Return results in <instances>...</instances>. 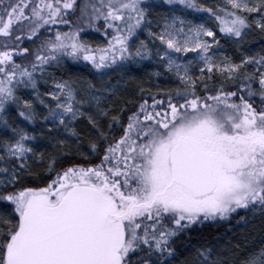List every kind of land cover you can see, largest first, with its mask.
I'll return each instance as SVG.
<instances>
[{"label":"snow or ice","instance_id":"1","mask_svg":"<svg viewBox=\"0 0 264 264\" xmlns=\"http://www.w3.org/2000/svg\"><path fill=\"white\" fill-rule=\"evenodd\" d=\"M240 210L264 216V0H0V264H172L177 241L229 264L192 233Z\"/></svg>","mask_w":264,"mask_h":264},{"label":"trees","instance_id":"2","mask_svg":"<svg viewBox=\"0 0 264 264\" xmlns=\"http://www.w3.org/2000/svg\"><path fill=\"white\" fill-rule=\"evenodd\" d=\"M161 1L162 0H158ZM83 0H78V3H82ZM67 30V29H64ZM102 35L100 33H95L90 30V35ZM256 47L253 49L254 51L260 50L259 41L255 43ZM79 75L85 74L89 76V69L81 68L77 70ZM143 72V71H142ZM142 72L133 73V75L137 78V80H142L144 82V87H151L145 83V79L142 77ZM59 76V73H56ZM126 80L128 83L125 85L127 91L131 93H135L137 91L136 83L132 81L130 77H127ZM126 98L131 99L134 98L132 95L127 96ZM16 115V114H15ZM15 115H13L15 117ZM71 150H75V145L71 146ZM52 149H49L51 152ZM65 152H68L69 149H64ZM43 171L41 168H33V175ZM239 212V215L233 216L229 219V221L224 222L219 225H206L204 226L199 233H192V243L198 244L203 243V239L201 237H206L210 239H215V248L218 252H224L227 255L229 264H240L245 256L253 251L258 250L260 247L264 246V216H255L251 212L242 213ZM240 217H244L242 222L243 224H239ZM218 238V239H217ZM187 243L181 244L180 241H177L175 247L177 248L176 259L172 262V264H185L186 260L192 259L191 251H185V247Z\"/></svg>","mask_w":264,"mask_h":264},{"label":"rangeland","instance_id":"3","mask_svg":"<svg viewBox=\"0 0 264 264\" xmlns=\"http://www.w3.org/2000/svg\"><path fill=\"white\" fill-rule=\"evenodd\" d=\"M158 2H161V1H158ZM203 2H204L206 5H211V4H215V3L217 2V0H203ZM157 11H159V12H166V11H167V7L162 8V9H158ZM154 15H155V13H154ZM204 19L207 20L208 17L205 16ZM254 35H256V34H254ZM89 38H90L91 40L95 41V42H99V43H103V42H104V38H103L102 35H95V34L93 35V34H92V35L89 36ZM145 38H146V34H145V36H141V39H145ZM260 39H261V37L256 36V40H255L254 42L256 43V42H258ZM255 52H259V51H254V50H253V54H254ZM156 70H157L156 67H153V66H149L147 69L142 70V71H143V72H142V77L145 79V83H147V85L152 86L154 83H158L161 87H174V85L170 84V83L167 81V78H166V77H160L159 79L152 78V79L150 80V79H149L150 74L153 73V72L156 71ZM110 75H111V74H110ZM81 76L84 77V78H86V79H91V76L88 77V76H86L85 74H83V75H81ZM57 78H59V76H57ZM126 78H127V77H126ZM105 79H107V78H105ZM94 82L96 83L97 87H99V86L101 85V81H99V80H96V81H94ZM50 83H51L50 80L48 81V83H45L44 81H41V82H40V91H41V92H44V91L46 90V88L48 87V84H50ZM124 87H125V85H124ZM28 98L31 99L32 97L29 95ZM13 115H15V112H13ZM18 122H19V121H18ZM24 126H25V124L22 123V124H21V127H24ZM29 130L31 131V126H29ZM36 131H37V132H40V131H41V129L39 128V126H37ZM49 149H50V148H49ZM49 149H48V151H49ZM239 212H241V211H239ZM242 213H245V211H243ZM252 214H253V213H252ZM253 215H255V216L259 215V216H261V215L259 214V212L255 213V214H253ZM238 222H239V224H243V223H244V222H242L241 219H240ZM258 250H259V249H258ZM258 250H257V251H258ZM191 254L193 255L192 252H191ZM240 264H242V262H241Z\"/></svg>","mask_w":264,"mask_h":264},{"label":"flooded vegetation","instance_id":"4","mask_svg":"<svg viewBox=\"0 0 264 264\" xmlns=\"http://www.w3.org/2000/svg\"><path fill=\"white\" fill-rule=\"evenodd\" d=\"M240 211H243V210H240Z\"/></svg>","mask_w":264,"mask_h":264}]
</instances>
